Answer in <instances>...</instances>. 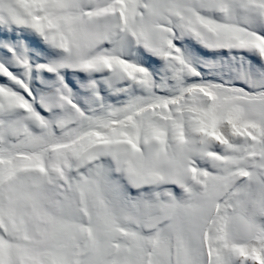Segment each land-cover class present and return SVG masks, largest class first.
Segmentation results:
<instances>
[{
  "label": "snow or ice",
  "instance_id": "1",
  "mask_svg": "<svg viewBox=\"0 0 264 264\" xmlns=\"http://www.w3.org/2000/svg\"><path fill=\"white\" fill-rule=\"evenodd\" d=\"M0 264H264V0H0Z\"/></svg>",
  "mask_w": 264,
  "mask_h": 264
}]
</instances>
